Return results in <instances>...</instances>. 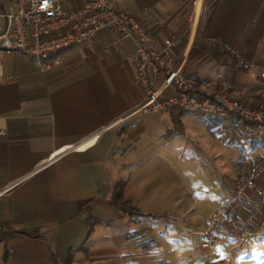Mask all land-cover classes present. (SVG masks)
<instances>
[{"label": "crops", "instance_id": "obj_1", "mask_svg": "<svg viewBox=\"0 0 264 264\" xmlns=\"http://www.w3.org/2000/svg\"><path fill=\"white\" fill-rule=\"evenodd\" d=\"M114 3L138 16L158 50L167 40L180 39L173 53H188L185 70L204 87L201 67L220 53L228 56V49L234 51L250 65L248 71L258 69V87L245 92L251 94L247 100L264 101V0ZM9 7L19 9L16 0H0V10ZM136 48L134 36L107 29L54 54L48 66L15 50L0 52L3 74L12 78L0 84V130L5 132L0 134L1 264H55L52 254L60 264L78 259V264L162 263L159 240L140 242L154 226L110 201L116 184L123 182L132 205L146 214L165 213L143 216L176 220L185 209L181 194L186 185L182 174L168 167L182 158L186 139L174 132L170 140V134L199 131L202 121L192 115L197 113L138 108L145 91L132 59ZM148 72L153 89L173 92L163 68L151 62ZM161 205L163 210H143ZM242 205L235 208V216ZM120 221L131 225L127 232L110 226ZM222 223L209 226L205 234L215 230L229 236L243 227L241 218ZM254 225L259 239L264 207ZM7 248L9 259L4 262Z\"/></svg>", "mask_w": 264, "mask_h": 264}, {"label": "built area", "instance_id": "obj_2", "mask_svg": "<svg viewBox=\"0 0 264 264\" xmlns=\"http://www.w3.org/2000/svg\"><path fill=\"white\" fill-rule=\"evenodd\" d=\"M16 3L18 11L12 7L0 10V52L15 50L48 66L54 54L84 44L102 30L116 29L124 37L134 36L137 40L132 59L138 81L145 91L139 109L199 113L237 124L250 138L264 139V101L250 103L231 89L200 85L185 70L188 53L184 51L180 56L173 53V47L181 42L180 39H169L165 48L158 50L147 26L136 14L118 9L114 0H16ZM151 62L167 73L166 82L173 88L171 94L150 86L148 70ZM261 75L264 77V71ZM9 79L12 78L3 74L0 56V84ZM0 134L5 132L0 130ZM241 203L248 211L246 214L237 212L243 225L254 226L258 233L254 222L259 209L264 207V144L258 147L251 168L244 175L233 178L231 199L211 214L207 223L216 228L219 221H235V208ZM236 231L235 237L239 241L252 234V230L243 227ZM223 239L224 236L215 230L210 231L205 234L201 247L214 251Z\"/></svg>", "mask_w": 264, "mask_h": 264}, {"label": "rangeland", "instance_id": "obj_3", "mask_svg": "<svg viewBox=\"0 0 264 264\" xmlns=\"http://www.w3.org/2000/svg\"><path fill=\"white\" fill-rule=\"evenodd\" d=\"M200 74L206 87L231 89L237 96L246 100L247 95L251 97V94L245 92L257 88L259 84L257 68L241 72L234 68L229 57L222 53L212 63L202 66ZM192 115L202 121L199 131L190 129L189 134H180L174 130L170 134V140L174 132L180 135L181 140L186 139L182 158L180 161L176 159L170 162L168 167L169 172L175 169L183 176L186 187L181 197L185 209L181 208L176 220L163 217L150 220L140 215L143 223L154 226L153 231L147 230V237L140 242L159 240L157 247L161 264H264V233L259 239L258 233H252L242 241L237 240L235 234L224 236V241L214 251L201 247L205 232L211 227L207 223L209 216L218 212L231 199L233 178L244 175L251 168L258 147L248 141L250 137L237 124L224 129L215 137L205 126L202 114ZM187 124L192 125L190 121ZM253 198L254 195L251 199ZM164 206H149L143 210L159 211L163 210ZM241 211L243 214L248 212L245 207ZM239 218V215L235 216V220ZM222 222L223 220L218 223L220 227L223 226ZM110 226L122 233L127 232L131 225L128 221H120ZM253 227L243 225V228L250 230H254ZM78 261L76 260L75 264H78Z\"/></svg>", "mask_w": 264, "mask_h": 264}, {"label": "trees", "instance_id": "obj_4", "mask_svg": "<svg viewBox=\"0 0 264 264\" xmlns=\"http://www.w3.org/2000/svg\"><path fill=\"white\" fill-rule=\"evenodd\" d=\"M225 53L230 57V60H231L230 64L234 68H236L237 70L241 72H247L249 70L250 65L246 63L244 60H242L237 53H235L234 51L230 49L226 50ZM179 114H184V113H179ZM203 116L206 121L207 129L215 137H218L221 134V131H223L224 129L232 128L233 126H235L234 123H228L224 120H220V119L206 116V115H203ZM248 141L251 142V144L254 147H259L261 144H264V139H260L258 137L249 138ZM123 188H124L123 182H118L116 184L115 193L110 201L112 205L116 206L122 212L127 213L131 217H135L136 215H146L149 218H155V217H159L165 214V213H147V214L144 213L142 210L132 205L131 201L125 197ZM93 228H94V224L90 223L89 232H91ZM22 232L25 234L31 235L33 237L42 236L41 233L37 230L36 231L23 230ZM8 259H9V249L7 248L5 255H4V262H7ZM52 260L55 264H60L54 254H52Z\"/></svg>", "mask_w": 264, "mask_h": 264}]
</instances>
